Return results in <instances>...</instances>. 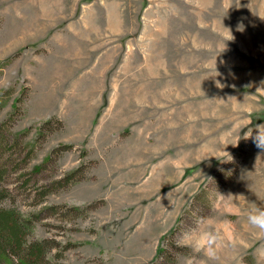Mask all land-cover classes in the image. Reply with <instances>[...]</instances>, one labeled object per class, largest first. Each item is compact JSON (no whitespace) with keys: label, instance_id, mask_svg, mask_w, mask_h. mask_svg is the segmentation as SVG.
<instances>
[{"label":"rangeland","instance_id":"374dc122","mask_svg":"<svg viewBox=\"0 0 264 264\" xmlns=\"http://www.w3.org/2000/svg\"><path fill=\"white\" fill-rule=\"evenodd\" d=\"M262 84L264 0H0V209L46 264H264Z\"/></svg>","mask_w":264,"mask_h":264},{"label":"trees","instance_id":"16d2710c","mask_svg":"<svg viewBox=\"0 0 264 264\" xmlns=\"http://www.w3.org/2000/svg\"><path fill=\"white\" fill-rule=\"evenodd\" d=\"M30 223L29 217L0 209V264H46L50 247L43 241L27 242Z\"/></svg>","mask_w":264,"mask_h":264},{"label":"clouds","instance_id":"9594fccd","mask_svg":"<svg viewBox=\"0 0 264 264\" xmlns=\"http://www.w3.org/2000/svg\"><path fill=\"white\" fill-rule=\"evenodd\" d=\"M217 86L223 87L219 81H217ZM261 90H264V84L261 85L257 92ZM243 138L252 139L255 146L261 150V153H264V124H257L255 128H248ZM247 221L253 228L264 232V208L251 209L247 215ZM204 223L211 224V221L203 219L197 221L198 226ZM184 240L194 252L203 253L209 260H216L225 242V234L219 229L205 228L186 233ZM186 264H193L192 259H187Z\"/></svg>","mask_w":264,"mask_h":264}]
</instances>
